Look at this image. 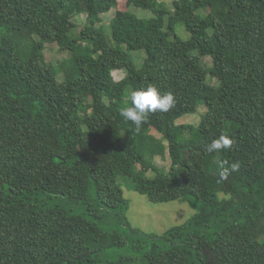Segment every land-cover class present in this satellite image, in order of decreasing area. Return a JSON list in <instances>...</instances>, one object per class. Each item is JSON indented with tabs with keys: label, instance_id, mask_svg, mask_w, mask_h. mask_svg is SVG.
<instances>
[{
	"label": "trees",
	"instance_id": "obj_1",
	"mask_svg": "<svg viewBox=\"0 0 264 264\" xmlns=\"http://www.w3.org/2000/svg\"><path fill=\"white\" fill-rule=\"evenodd\" d=\"M130 6L154 16L139 19ZM113 7L109 38L99 24ZM177 23L188 41L170 40ZM16 33L38 39L26 60ZM48 41L71 54L78 78L58 81L42 54ZM136 50L146 54L141 67ZM148 84L175 103L136 127L120 110L126 93ZM200 104L197 126L176 124ZM221 135L234 143L208 152ZM166 152L167 171L153 164ZM233 162L239 170L221 180ZM120 177L151 203L187 199L197 211L160 237L131 230L134 239L35 198L87 203L94 189L101 210L121 211L131 229ZM107 237L135 251L145 239L149 264H264V0H177L170 10L158 0H0V264H124L97 260L90 242Z\"/></svg>",
	"mask_w": 264,
	"mask_h": 264
},
{
	"label": "rangeland",
	"instance_id": "obj_2",
	"mask_svg": "<svg viewBox=\"0 0 264 264\" xmlns=\"http://www.w3.org/2000/svg\"><path fill=\"white\" fill-rule=\"evenodd\" d=\"M162 2L167 9H171L173 2L177 0H158ZM129 12L139 19H149L154 16L151 10L141 9L134 6L129 7ZM202 14L203 11H198V14ZM115 8L107 13L101 15V23L104 32L107 37L111 38V19L114 17ZM86 22V14H81L76 17L77 31ZM166 27H164V30ZM75 35V32H72ZM178 38L182 41H188L190 39V33L185 29L182 23H177L174 26L173 35L170 36V40ZM17 56L21 60H26L33 48V42L37 41L36 36L29 37L25 34L16 33L11 36ZM43 56L47 64H49L57 73L58 81L65 79L71 80L79 77V70L77 69L71 54L68 51H62L56 45L55 42L48 41L45 43V49L43 50ZM130 56L135 60L137 67H141L142 62L146 56L144 50L131 51ZM202 62L206 68H209L212 64L210 57H203ZM113 79L115 81L121 80L125 76L124 71H113ZM207 83L211 85H217V81L211 76L207 77ZM130 93H126L124 98V106L129 104ZM206 112V107L200 104L195 113L186 114L176 120L177 125H191L197 126ZM234 125L228 122L225 125L224 131L230 133L233 130ZM153 135L156 139L161 140L160 134L155 131L148 133ZM189 136V133H184L183 137ZM165 145L166 143L162 141ZM153 164L162 170H169L171 160L166 152L162 156L153 158ZM148 177H153L154 174L150 171L147 173ZM118 184L123 192V197L127 201V208L124 210L127 222L131 229L124 225L122 219H118L114 211L106 212L101 210V205L96 198L95 190L89 191L87 203H70L66 198L62 196H49L44 193H38L35 198L39 200L40 204H44L47 207L59 206L64 208L71 214L80 215L87 220L95 223L105 233L110 234L115 231L128 235L136 239V236L131 233V230L141 232L148 236H162L166 231L175 226L184 224L195 213L196 208L194 203H190L187 199H179L168 203H151L145 196L140 195L133 189V180L129 177H120ZM3 187L7 190L6 185ZM89 205L93 211L89 210ZM99 218H98V217ZM141 239V238H140ZM139 244V249L135 251L132 248V244L128 243L123 248L115 247L111 245L110 237H107L100 241H91L90 245L99 250L97 260L99 262H115L120 258H124V264H149L144 257L147 252V245L143 242ZM151 242V241H149Z\"/></svg>",
	"mask_w": 264,
	"mask_h": 264
},
{
	"label": "clouds",
	"instance_id": "obj_3",
	"mask_svg": "<svg viewBox=\"0 0 264 264\" xmlns=\"http://www.w3.org/2000/svg\"><path fill=\"white\" fill-rule=\"evenodd\" d=\"M131 105L122 107L120 115L131 121L136 127H140L147 119L149 113L156 111L167 112L175 103L171 92H162L157 86L148 84L139 89H133L130 93ZM234 141L227 135H221L207 145L208 152H217L230 148ZM240 168L238 162L230 164L229 168H223L220 172L221 180L226 179L229 171L235 172Z\"/></svg>",
	"mask_w": 264,
	"mask_h": 264
}]
</instances>
